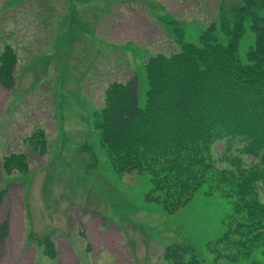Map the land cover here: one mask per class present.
<instances>
[{"label": "rangeland", "instance_id": "obj_1", "mask_svg": "<svg viewBox=\"0 0 264 264\" xmlns=\"http://www.w3.org/2000/svg\"><path fill=\"white\" fill-rule=\"evenodd\" d=\"M241 5V0H0V52L9 44L17 55L14 87L0 84V189H5L0 223L9 222L0 264H170L169 244L202 264L264 262L261 247L238 252L222 240L230 198L203 183L170 212L149 194L146 171L114 168L95 124L112 82L137 74L138 105L144 106V63L151 55L178 50L174 26L196 42L221 17L233 20ZM170 19L177 23L168 25ZM245 28L236 51L242 62L254 42L248 21ZM229 143L222 138L211 145L215 168L233 170L239 162L249 167L259 160L243 153L238 139ZM11 154H23L26 167L4 170L2 160ZM262 189L260 184L264 201Z\"/></svg>", "mask_w": 264, "mask_h": 264}, {"label": "trees", "instance_id": "obj_2", "mask_svg": "<svg viewBox=\"0 0 264 264\" xmlns=\"http://www.w3.org/2000/svg\"><path fill=\"white\" fill-rule=\"evenodd\" d=\"M241 1L233 20L221 17L196 42L185 40L183 29L174 26L180 37L178 50L151 55L144 63V106L138 105L137 74L125 82H112L95 124L114 168L146 171L151 175L149 194L153 192L167 210L179 209L201 184L208 183L231 200L228 231L222 240L227 238L238 252L261 247L264 253V201L258 192L260 184L264 191V0ZM246 21L254 42L242 62L236 51ZM174 22L170 19L168 25ZM16 63L12 46L4 45L0 52L4 88L16 83ZM222 138H227L229 147L230 139H238L242 152L259 160L249 167L239 162L233 170L215 168L210 147ZM13 164L14 169H24V155L5 156L1 166L10 173ZM4 194L5 189H0V205ZM8 233L9 222L4 219L0 242ZM166 250L170 264H202L177 245L169 244ZM49 251L54 257V246Z\"/></svg>", "mask_w": 264, "mask_h": 264}, {"label": "crops", "instance_id": "obj_3", "mask_svg": "<svg viewBox=\"0 0 264 264\" xmlns=\"http://www.w3.org/2000/svg\"><path fill=\"white\" fill-rule=\"evenodd\" d=\"M9 234V233H8Z\"/></svg>", "mask_w": 264, "mask_h": 264}]
</instances>
